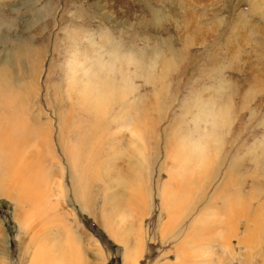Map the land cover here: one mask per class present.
Instances as JSON below:
<instances>
[{
    "label": "rangeland",
    "instance_id": "obj_1",
    "mask_svg": "<svg viewBox=\"0 0 264 264\" xmlns=\"http://www.w3.org/2000/svg\"><path fill=\"white\" fill-rule=\"evenodd\" d=\"M250 1L0 0L2 78L48 133L23 155L32 202L0 196V264H46L60 244L90 264H264V0Z\"/></svg>",
    "mask_w": 264,
    "mask_h": 264
},
{
    "label": "bare ground",
    "instance_id": "obj_2",
    "mask_svg": "<svg viewBox=\"0 0 264 264\" xmlns=\"http://www.w3.org/2000/svg\"><path fill=\"white\" fill-rule=\"evenodd\" d=\"M214 1L220 2V0H214ZM182 2L185 3V0H182ZM260 3H261V0H251L250 1L251 13L258 11V7H259ZM205 11H207V10L205 9ZM154 14H156L155 11H154ZM183 17H184V21L182 20L184 23L183 29H185V31L189 35L188 45L189 44L193 45L195 41H197L200 37H202L204 35V32L201 30V28H199L197 26V24H195V22H194L195 17H199V16L196 13H192V11H190V10H186V11H184ZM192 23H194V24H192ZM3 74H4L3 72H0V196L4 195L6 198H10V199L14 200L19 206H20L19 203H22V206H23V204L27 205L28 203L32 202V200L34 198V194L36 192V188H37L36 182L32 181V179H36L34 177L35 176L34 171L28 165V163H27L28 159L26 161H24V157H23L24 151H27V148H28L27 146H29V145H27V143H29L32 139L34 140V138H38V140L36 141L37 142L36 144L38 146H41L44 143L43 141H42L43 143L40 142L41 137L43 139H46L45 135H47L48 133L45 134L43 132L44 135L41 136L42 132L40 131V128L37 126V124H36L37 122L35 123L33 120L28 119V117L25 115L26 114V112H24L25 111L24 107L26 105L25 104V100H26L25 97H27V96L22 95V93L23 94L25 93L23 91L25 89V86L15 85L13 83V81L12 82L4 81V79L2 78ZM99 90L100 91H98V93L102 91L100 88H99ZM111 90H113V88ZM105 97H106V95H105ZM103 99L105 100V98H103ZM110 99H112V98H110ZM87 100H89V98H83L81 101L82 102L84 101L86 103ZM113 100H114V98L112 99V102H113ZM99 104H101L100 101L96 105H93V100H91L87 105H88L89 109H91V110L93 109L94 111L99 112L101 110L96 107V106L99 107ZM5 110L6 111L9 110L8 113H5L6 112ZM104 110H105V108H104ZM18 120L20 121V123L25 121L26 124L24 123V124L18 126L17 128H13L12 126ZM21 120H24V121H21ZM31 121L34 122L33 126H29V122H31ZM19 127H20V129L24 128L25 137L23 138L22 130H20L22 139L16 140L15 139L16 135L13 136L12 133H14L15 130H19ZM25 128H27V130ZM117 129H118L117 132H119L120 131L119 128H117ZM131 129H133V128H131ZM123 130L125 132L126 129L123 128ZM99 131H100V129H99ZM103 131L107 132L106 130H103ZM97 132H98V130L94 131V134H96ZM99 133H101V132H99ZM94 134H92V135H94ZM112 135H116V134L112 133ZM120 136H122L121 133H120ZM29 137H31L30 141L27 142V139ZM99 137H101V136H99ZM117 137H119V136L117 135ZM84 138H85V136H84ZM81 139H83V138H81ZM103 139H105V138L103 137ZM116 139H114L113 141H115ZM91 141H92V139H91ZM93 142L96 143V140H94ZM119 143L120 142L115 143V144L118 146ZM112 144H114V143L111 140H109L108 141L109 147L110 146L112 147ZM115 144L113 145V147L116 146ZM105 146H107V145L105 144ZM88 148H91V147H88ZM82 149H86V148H82ZM97 149H98V147H97ZM110 150L115 152V148H113V149L110 148ZM102 151H104L103 148H102ZM100 152L101 151H99V154H100ZM31 155H32V153L29 155V157ZM77 158L79 160L81 158V156L78 155ZM101 158H103V157H101ZM106 159H107V157H106ZM79 164H80V162H79ZM73 166H75V164ZM88 166H89V164H88ZM99 166L97 165L96 167L99 168ZM100 167H102V166H100ZM91 169H92V167H91ZM91 169H90V171H91ZM74 170L76 171V169H74ZM78 171L80 172V170H78ZM87 171H88V169H86V172ZM176 203H177V201H176ZM71 240L80 244V238L77 239V238L73 237V239L71 238ZM60 245L59 246L55 245L53 248H51L49 250L44 249V251H46V254H45L46 260L44 261L46 264H75V263L76 264H90V263L86 262V260L83 257L81 259L78 258L80 260H76L72 254L68 253L65 245H63V244H60ZM28 248H29V246L27 244L26 245V252L27 253H28ZM43 253H45V252H43ZM125 257H126L125 258V264H133L134 261L130 258L129 255H127V256L125 255ZM93 258L96 260L97 264H100L102 262V256L100 255V253L98 251H96L93 254ZM36 259L38 260V257H36ZM41 259H44V258H41ZM37 262L35 264H38ZM94 264H96V263H94Z\"/></svg>",
    "mask_w": 264,
    "mask_h": 264
}]
</instances>
